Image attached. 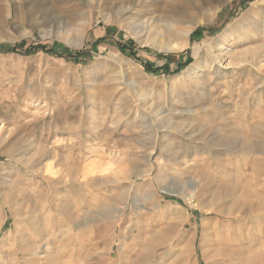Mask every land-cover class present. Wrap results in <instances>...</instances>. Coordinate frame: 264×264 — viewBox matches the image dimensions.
Here are the masks:
<instances>
[{"label":"rangeland","instance_id":"obj_1","mask_svg":"<svg viewBox=\"0 0 264 264\" xmlns=\"http://www.w3.org/2000/svg\"><path fill=\"white\" fill-rule=\"evenodd\" d=\"M1 47L0 264H264V0H0Z\"/></svg>","mask_w":264,"mask_h":264},{"label":"trees","instance_id":"obj_2","mask_svg":"<svg viewBox=\"0 0 264 264\" xmlns=\"http://www.w3.org/2000/svg\"><path fill=\"white\" fill-rule=\"evenodd\" d=\"M43 49H45V48H43ZM0 51L1 52H14V53L18 52V50L16 48L11 49V48H6V47H1ZM29 53L30 52H28V51L25 52V54H29ZM82 54H83L82 52H70V53L63 54L64 55L63 57L68 59V60L74 61V60L78 59ZM136 59H139V58H136ZM145 67H146V69H148L151 72H156V70L151 69L150 65H148V64Z\"/></svg>","mask_w":264,"mask_h":264},{"label":"bare ground","instance_id":"obj_3","mask_svg":"<svg viewBox=\"0 0 264 264\" xmlns=\"http://www.w3.org/2000/svg\"><path fill=\"white\" fill-rule=\"evenodd\" d=\"M171 27V32L172 31H175V32H173V33H180L181 32V30L180 29H178V30H180V32L179 31H177V28L175 29V26H173V25H171L170 26ZM190 33V32H189ZM188 36V33H185V38ZM184 37V36H183ZM188 39V38H187ZM170 48H168V50H169ZM173 49V48H172ZM172 51V50H171ZM196 55H197V50H194V57H196ZM216 61L221 65V59L220 58H216ZM53 160V159H52ZM61 165V164H60ZM109 165V164H108ZM261 165V164H260ZM55 169V168H54ZM58 169V168H57ZM104 169V168H103ZM43 170H46L47 172H49L50 171V173H51V171H53L52 170V168H51V162H50V164H46V165H44V167H43ZM42 171V170H41ZM60 171V170H59ZM56 172V171H55ZM58 172V171H57ZM101 172V171H100ZM47 174V173H46ZM49 174V173H48ZM52 174V173H51ZM57 174V173H56ZM54 176V175H53ZM56 176V175H55ZM54 176V177H55ZM84 177V176H83ZM21 254V253H20ZM150 261V260H149Z\"/></svg>","mask_w":264,"mask_h":264},{"label":"clouds","instance_id":"obj_4","mask_svg":"<svg viewBox=\"0 0 264 264\" xmlns=\"http://www.w3.org/2000/svg\"><path fill=\"white\" fill-rule=\"evenodd\" d=\"M113 167H114V165L110 163V164L108 165V170H111ZM88 174H89V173H87V172L85 173V177H86V178H87V175H88Z\"/></svg>","mask_w":264,"mask_h":264}]
</instances>
